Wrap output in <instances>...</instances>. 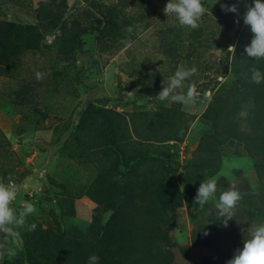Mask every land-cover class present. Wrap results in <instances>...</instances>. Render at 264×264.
Here are the masks:
<instances>
[{"label": "rangeland", "instance_id": "obj_1", "mask_svg": "<svg viewBox=\"0 0 264 264\" xmlns=\"http://www.w3.org/2000/svg\"><path fill=\"white\" fill-rule=\"evenodd\" d=\"M202 2L190 29L167 0H0V180L16 186L17 213L36 209L0 232V264H177L173 245L187 264H225L264 221V82H249L264 59L244 52L242 19L252 0ZM180 64L197 69L189 106L156 96ZM210 177L217 197L241 193L227 226L214 200L194 201Z\"/></svg>", "mask_w": 264, "mask_h": 264}, {"label": "clouds", "instance_id": "obj_2", "mask_svg": "<svg viewBox=\"0 0 264 264\" xmlns=\"http://www.w3.org/2000/svg\"><path fill=\"white\" fill-rule=\"evenodd\" d=\"M224 11L238 13L236 4H221ZM246 10L242 15L243 23L250 28L252 37L250 42L244 46V52L250 58L264 59V0H252L251 4L245 5ZM209 10L204 6L202 0H167L163 8L166 16H174L181 27L190 29L199 28V21ZM133 29L129 27L127 31ZM228 52L235 55V45H230ZM195 67L188 68L183 64L177 66L172 75L167 78L166 84H162L161 90L156 95L161 101L169 100L173 103H180L185 106L194 104L197 101V91L194 85H187V92H183L185 81L196 74ZM250 83L257 85L264 82V73L257 67L252 66ZM42 73L37 72L36 78H42ZM217 193V178L210 177L202 180L196 190L194 201L199 207H203L209 201H215L218 214L224 218L223 223L235 215L238 202L242 199L241 193L235 187H229ZM17 197V188L12 183H4L0 180V232L13 234V229L25 225L28 215L33 214L36 209L33 204L25 202V207L17 213L13 208V201ZM108 216L111 215L109 210ZM35 225H31L34 230ZM207 235V233H205ZM8 252V255H14ZM99 257L90 255L88 264H98ZM225 264H264V221L254 223L247 231V236L242 240V247L234 250L231 258Z\"/></svg>", "mask_w": 264, "mask_h": 264}, {"label": "water", "instance_id": "obj_3", "mask_svg": "<svg viewBox=\"0 0 264 264\" xmlns=\"http://www.w3.org/2000/svg\"><path fill=\"white\" fill-rule=\"evenodd\" d=\"M172 250L174 253V261L177 264H187V258L181 253L177 245H173Z\"/></svg>", "mask_w": 264, "mask_h": 264}, {"label": "trees", "instance_id": "obj_4", "mask_svg": "<svg viewBox=\"0 0 264 264\" xmlns=\"http://www.w3.org/2000/svg\"><path fill=\"white\" fill-rule=\"evenodd\" d=\"M25 47H26V48H30V47H33V46H28V44H25ZM104 110H106V109H101L102 113H104V112H103ZM112 137H113V136H112ZM112 137L109 138V136H108V140H109L110 143H111V142H114V140L112 139ZM170 218H171V222L175 223L176 215H175L174 209H172V211H171V216H170Z\"/></svg>", "mask_w": 264, "mask_h": 264}]
</instances>
